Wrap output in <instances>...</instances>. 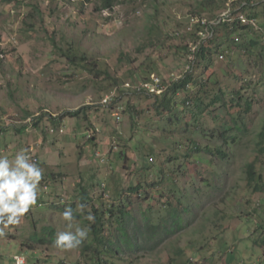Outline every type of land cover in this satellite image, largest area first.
Returning <instances> with one entry per match:
<instances>
[{
    "label": "rangeland",
    "instance_id": "obj_1",
    "mask_svg": "<svg viewBox=\"0 0 264 264\" xmlns=\"http://www.w3.org/2000/svg\"><path fill=\"white\" fill-rule=\"evenodd\" d=\"M113 2L0 0V156L11 157L24 149L42 170L37 203L18 225L4 229L6 234L0 236V264H16V255L25 256L27 264H91L87 259L93 251L84 254L82 250L94 242L86 222L89 212L94 215L93 207L112 210L106 215V226L116 225L110 230L113 242L127 239L126 227L134 242L133 249L123 247L124 261L119 264H172L181 248L185 254L179 259L191 260L188 264H261L251 255V236L264 211V193L239 203L245 193L243 170L256 154L257 133L264 123V87L257 84L261 66L239 44L260 37L259 33L235 31L229 37L222 28L209 41L214 52L207 74L211 71L218 78L233 114L239 119L245 116L241 123L250 128L231 147L223 144L219 133L205 137V132L225 123L226 110L220 104L213 107L217 120L201 114L189 120L187 113L180 112L172 120H160L153 106L157 98L133 93H139L134 83L149 74L164 78L183 70L188 59L181 58L176 46L189 50L195 42L188 33L191 16L216 18L229 0ZM239 8L241 4L233 10ZM245 12L257 13L264 22V0H251ZM217 48L222 52L217 53ZM73 52L85 59L71 62L65 53ZM205 66L198 72L204 73ZM248 76L256 83L246 84ZM123 83L133 89L123 91L113 109L104 104V98L118 92ZM215 90L208 87L207 100ZM237 90L242 103L247 97L254 99L250 114L237 106ZM180 96L184 94L177 96L178 101ZM127 101L146 110L135 126L129 112L116 110L119 105L127 108ZM189 106L195 109L192 103ZM77 109L82 111L79 116L61 117ZM199 125L197 132L187 131ZM173 132L179 135H170ZM190 138L203 145H224L228 159L204 151L197 155L203 159L201 174L188 171L186 157H181L184 152L173 142ZM176 154L180 158L168 162ZM181 163L176 180L174 170ZM161 169L164 177H160ZM201 175L208 179V186ZM160 178L163 183L152 185ZM81 203L87 206L83 212L78 209ZM172 203L182 209L180 225L175 224L178 213ZM69 207L74 216L71 222L62 217ZM247 218L251 222L242 226ZM153 224L160 228L146 231ZM77 227L89 229L79 247L54 246L58 232H75ZM168 227L172 233L164 230ZM41 238L46 243L37 241Z\"/></svg>",
    "mask_w": 264,
    "mask_h": 264
},
{
    "label": "trees",
    "instance_id": "obj_2",
    "mask_svg": "<svg viewBox=\"0 0 264 264\" xmlns=\"http://www.w3.org/2000/svg\"><path fill=\"white\" fill-rule=\"evenodd\" d=\"M208 1V0H207ZM214 1V0H213ZM244 0H234L232 2V7H235L236 5L241 4V8L239 9H234V13L237 12H245V8L247 7L248 4H250L251 0H247V2L242 3ZM106 3L108 5H112L114 4L113 0H106ZM206 2H202V4L205 5ZM247 13V12H246ZM250 16H255L258 18V14L257 13H247ZM260 22L264 25V22L260 20ZM224 28V31L226 33H229V37L230 35H232L233 33H235V31H239V32H244V31H253L258 33L255 29L253 28H249L245 25L239 24V23H229V22H220L214 29L215 33L213 35L216 36V33L219 31H221L220 29ZM200 29L199 24H195L194 29L190 30L191 36H193L195 38V41L198 40L199 34L198 31ZM187 33V34H188ZM260 37L261 34H259ZM212 37V38H213ZM260 37L258 36L256 37H252L250 40L244 41L243 43L239 44L243 50L247 51L248 53H251L252 55L255 56L256 60H257V65L261 66L260 70L258 71L260 74V78L257 81L258 85H261L262 87H264V39L262 38V40L260 39ZM206 39L205 41H203L202 43L199 44L198 49L196 51V55H195V60H194V64H193V69L192 71L187 72L184 76H182L180 79L176 80V81H171V79L168 77L169 74L172 72H169L168 74H166L165 76V80L164 83L165 84H169L168 88L165 89L161 94H154V93H149L146 92L145 90L136 92L134 91L133 93L135 94H147L151 97H155L157 98V105H155V103H153V106H155V110L157 112V114L160 117V120H172L173 117L175 115H177V112L180 113H187L186 114V118L191 120L193 118H195L196 115H203L211 116L213 118V120H217L219 119V115L215 114V109L213 108L214 106L217 107L218 104H220L221 107H224L226 110V115L225 117V123L220 124V126L218 125L217 128L213 129L210 132H205V137L211 139V136H217L219 133V138L222 139L223 144L224 145H228V146H233L234 143L238 142V138L239 137H243L244 135L247 136V133L250 131V128L248 126V124L246 122L241 123V121H243V116L241 117V119L238 118V116H235L233 114V111L231 109V106L228 105L227 100L225 98L226 95V91L223 88V86L220 85V83L218 82V78L214 75H212V72L210 71L209 74H207V70L209 69L210 65L212 64V54H213V50L209 45V41L212 39ZM220 45V44H219ZM220 47V46H218ZM260 52H258L257 48H260ZM177 48V53H180L181 58L186 60L188 59L189 55L191 54L190 49L186 50V46L183 48H180L178 45L176 46ZM185 49V51H184ZM218 49V48H217ZM220 49L217 50V53L220 52ZM255 51H257L258 53H255ZM222 52V51H221ZM225 52V50L223 51ZM66 57L73 63L77 62L78 60L82 61L85 59L84 56L82 55H78V53L73 52L72 54H68L65 53ZM224 54V53H221ZM225 56V54H224ZM93 64V66H92ZM90 64L91 67H89L90 71H92L94 69V66L96 65V62ZM206 65L205 68V72H201L199 73L198 70L203 69V66ZM149 71H153L152 69ZM102 72V70H100L99 72H97L98 74ZM250 77H252L249 74ZM246 77L245 79V83L248 85H251L253 83H256V80H249L252 79L250 77ZM150 77V74L148 77H146L145 79H148ZM143 79V80H145ZM116 82L118 83V81L116 80ZM125 83V82H124ZM123 83V84H124ZM214 87L215 86V91L213 93V96L210 100H207V93H208V87ZM119 89V88H118ZM129 89L131 88H124L122 87L118 92H116V94L112 97V99L110 100V102L108 103V105H110V108H114L117 106V103L120 101V97H121V93L123 91L127 92L130 91ZM194 89V91H192ZM196 89V90H195ZM182 93L184 94V98L182 96H180L179 101L176 99L177 96ZM240 94V90H237V95ZM182 97V98H181ZM186 97V98H185ZM241 100H243V97H241V95H239V98H237L238 104L237 106H240L242 108L241 111L244 112V114H250L253 111V106H254V99L251 97H247L245 99V101L242 103ZM232 101H235L232 100ZM123 103V102H122ZM128 107H124V105H119L116 110L122 109V111H127L130 113V117L133 121V126L137 125L139 118L142 117V115H144L146 113V110L144 109H139L136 106H133L130 102L127 101L126 104H128ZM191 103L193 104V106L195 107V109H191L189 105H191ZM234 104H232L233 106ZM127 106V105H126ZM213 108V109H212ZM211 109V110H210ZM143 110V111H142ZM81 109H77V110H68L66 112H64L61 117H66V116H79L81 114ZM189 122V121H188ZM202 125H199L198 127H189L187 128V131L189 133H194L197 132L199 127H201ZM233 131H238L239 134H234L232 133ZM232 133V134H230ZM170 135L175 136V135H179L176 132H173L172 134L170 133ZM177 137V136H176ZM182 141V140H181ZM177 142L176 140L173 142V144H179L178 147H176L177 150H179L180 152H184L182 153L181 157H186L184 158V163L189 164L187 170L191 171V172H196V175H200L201 171H200V167L199 165L202 163V158L201 156H197L198 154H201L202 152L206 151L208 152V154H210L212 157L215 158H219L221 160L224 159H228V152L226 151V149L224 148V145H203L201 144L198 140H195L193 138H190L189 140H187L185 143L183 142ZM255 156L254 158L249 161L246 166L245 169L243 170L244 173V179H245V193H243L242 199L239 200V203L243 200L246 199L247 202H250L251 200V195H253L254 193H264V169L262 164L264 163V123L263 126L261 127V129L258 131L257 133V138L255 141ZM182 145H184L182 147ZM187 148V150H184L183 148ZM191 150V152H194L195 154L192 156L191 152H189ZM190 157V158H189ZM180 158L179 154H176V156L171 155V157H169L168 162L170 161H176L177 159ZM187 158H189L188 160H186ZM191 158H193V160H190ZM154 160V159H153ZM152 160V161H153ZM177 169V170H176ZM176 169L174 170L175 172V179L178 176V172L180 170H182V163L180 165H178L176 167ZM163 169L160 170L161 173L160 177H164V175L162 174ZM204 184L206 183V185L208 186L210 183L208 181V179L203 178L204 176L201 175ZM177 180V179H176ZM176 180L174 182V184L176 183ZM163 178H160L159 180H157L156 182H152V185H159L161 183H163ZM176 185V184H175ZM133 189V187L131 188ZM177 189V186H176ZM172 194L174 193L173 190ZM146 197V196H145ZM180 200V198L178 199ZM238 203V204H239ZM262 205H264V202H261ZM173 207H174V203H172ZM94 210H92V212L94 213V217L95 220L94 222H90L89 220H86V222L88 223L90 230H91V234L94 237V242L93 244H88L85 247V250H82V252L84 254H86V251L88 250H92L93 254H91V258L89 257V259H87V261H91V264H119L121 263V256L120 254H122V249L124 246L133 249V245L134 242L131 241L130 236L128 235L127 232V227L126 229V235H127V239L123 242H113L111 237L114 235L113 233L110 232L111 228L115 229L116 225H108L106 226V215L109 213H112V210L110 208H108L107 210H99V208L93 207ZM175 208V207H174ZM176 212L178 213L177 215V219L175 220V224L180 225L181 223V219H180V213L182 212V209H180L179 207L175 208ZM264 209V208H263ZM181 210V211H180ZM263 214H261V217L259 218V223L255 224V229L252 233V245H251V255L257 256L259 258V261L261 264H264V211L262 212ZM251 222L250 218H247V222H245L244 224H241L242 226L245 225L246 223ZM177 227H180L178 226ZM249 227V226H247ZM160 226L158 225H152V226H146V231L150 230L152 232L156 231L157 229H159ZM165 231H169L168 233H172L173 231L169 230L168 228L164 229ZM163 231V230H162ZM109 232V233H107ZM40 243H46L44 238H41L39 240H37ZM217 245L214 248V251H216ZM185 254V250L183 248L178 249V251H176V256L171 260L172 264H188L191 260H187V261H181L179 258L180 256ZM214 255V254H213ZM205 259V257H204ZM132 261V260H131ZM199 261V260H197ZM245 264H249L246 261H244ZM27 264V263H26ZM77 264H81V262H77ZM88 264V263H87Z\"/></svg>",
    "mask_w": 264,
    "mask_h": 264
},
{
    "label": "clouds",
    "instance_id": "obj_3",
    "mask_svg": "<svg viewBox=\"0 0 264 264\" xmlns=\"http://www.w3.org/2000/svg\"><path fill=\"white\" fill-rule=\"evenodd\" d=\"M41 179L40 166L31 160L26 150L21 149L11 157L0 156V236L6 234L4 229L18 225L30 207L37 203ZM86 207L82 203L78 205L81 212ZM62 217L65 221L71 222L74 219L73 210L70 207L66 208ZM87 219L94 222L95 217L89 212ZM88 232L89 229L86 227H77L75 232H58L53 244L63 250L75 249L87 238ZM15 259L16 264H22V258Z\"/></svg>",
    "mask_w": 264,
    "mask_h": 264
},
{
    "label": "built area",
    "instance_id": "obj_4",
    "mask_svg": "<svg viewBox=\"0 0 264 264\" xmlns=\"http://www.w3.org/2000/svg\"><path fill=\"white\" fill-rule=\"evenodd\" d=\"M234 0H229L228 7L224 12L221 13V15L216 16V18H205L203 16H197V15H192L191 16V30L194 29L195 24H199L200 29L198 31L199 37L198 40L193 43V45L190 47L191 54L188 57L187 64L184 66L183 70L178 71L177 73L171 72L169 74V78L171 81H176L180 79L182 76H184L187 72L192 71L193 69V64L195 60V55L196 51L198 49V46L200 43L205 41L206 39L212 38L215 31V27L220 23V22H229V23H239L242 25H245L249 28L255 29L259 34H261L262 38L264 39V25L260 22V19L255 17V16H250L246 12H237L234 13L233 7H232V2ZM220 58L224 59L225 56L224 54H220ZM166 77V76H165ZM165 77L159 78L157 75L154 73L150 75L148 79H145L144 81H141V83L137 82L134 83L138 85L135 88H137L139 91L145 90L146 92L149 93H154V94H161L165 89L168 88L169 84H165L164 80ZM126 84V83H125ZM124 88H131L133 89L132 86H130L129 83H127V86ZM116 94V92H111L110 94L107 95V97L104 98V104L109 103L112 97ZM153 160V158H151ZM15 257H20L22 258V264H26L27 260L26 257L23 255H16ZM16 260V259H15Z\"/></svg>",
    "mask_w": 264,
    "mask_h": 264
}]
</instances>
